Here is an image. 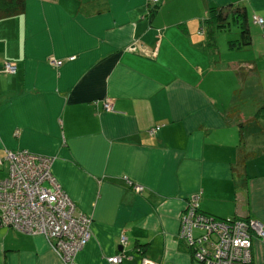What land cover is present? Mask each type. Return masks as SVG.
Masks as SVG:
<instances>
[{"label":"crops","instance_id":"crops-1","mask_svg":"<svg viewBox=\"0 0 264 264\" xmlns=\"http://www.w3.org/2000/svg\"><path fill=\"white\" fill-rule=\"evenodd\" d=\"M147 1L25 0L22 13L0 18V157L19 148L51 157L54 177L90 219L72 264H202L178 237L193 193L210 215L264 227V130L247 141L246 114L226 112L234 98L264 101L236 92L262 83L264 0H157L151 17ZM211 6L226 11L222 28L204 20ZM241 148L255 151L242 171ZM251 246V263L264 264V240ZM0 264L64 263L43 235L2 225Z\"/></svg>","mask_w":264,"mask_h":264},{"label":"built area","instance_id":"built-area-1","mask_svg":"<svg viewBox=\"0 0 264 264\" xmlns=\"http://www.w3.org/2000/svg\"><path fill=\"white\" fill-rule=\"evenodd\" d=\"M251 20L262 23L257 14H252ZM61 61L47 57V62L54 66ZM3 69L12 71L14 65L5 62ZM103 107L112 108L108 100L103 101ZM155 128L157 125L149 132ZM2 161L7 164V173L0 178V226L28 233L38 231L50 240L64 264H72L76 249L88 240L90 219L75 209L73 200L54 177L51 157L23 148L6 149L0 157ZM135 188L140 189L138 185ZM198 199L199 193L189 195L183 207L186 210L179 216L178 237L191 257L203 264H251L252 239L264 240L262 222L252 217H215L198 212ZM125 242V236L120 235L119 244ZM120 254L108 256V261L117 262ZM141 264L154 263L142 259Z\"/></svg>","mask_w":264,"mask_h":264},{"label":"trees","instance_id":"trees-1","mask_svg":"<svg viewBox=\"0 0 264 264\" xmlns=\"http://www.w3.org/2000/svg\"><path fill=\"white\" fill-rule=\"evenodd\" d=\"M24 7H25V0H0V18H5V17L16 15V14H20L23 12ZM156 7H157L156 3H151L149 0L147 1V16L148 17H151L153 15V13L156 10ZM238 9H239L238 6H236L234 12L239 11ZM225 12L226 11L221 7L218 8V7H212L211 6L208 8L207 15L204 18V20L206 22H209V23H211L213 21L216 24L217 28H222L225 25V21L227 20V18H225ZM234 16L235 17L240 16V20H238L239 25L241 26L240 37L249 39V32H248V30L245 26V22H244L245 21L244 13L241 14L240 12H236V13H234ZM236 40L237 39H229L228 43L231 45V44H233V41H236ZM226 112L228 115H232V114L236 115L237 109L236 108H234V109L230 108ZM263 113H264V101L261 102V104L256 108L253 115H251L248 118L241 119L239 121V126L244 127L249 122L259 121V118L262 117ZM262 151H264V147L262 148ZM238 152H239V154H238V158H237V165L239 166V168L242 171L246 158L253 156L255 154V151H243V149L241 148V149H239ZM6 166H7V164H6ZM215 217H217V216H215ZM230 217L241 218L240 216H230ZM242 218H247V217H242ZM184 247L187 250V252L190 253L189 249H187V247L185 245H184ZM195 261H197V260H195ZM198 262H200V261H198ZM200 263H202V262H200Z\"/></svg>","mask_w":264,"mask_h":264},{"label":"rangeland","instance_id":"rangeland-1","mask_svg":"<svg viewBox=\"0 0 264 264\" xmlns=\"http://www.w3.org/2000/svg\"><path fill=\"white\" fill-rule=\"evenodd\" d=\"M221 33V32H220ZM249 76L252 74V72H249L248 73ZM251 76H254L253 74ZM261 84H258L256 83V79H254L255 82H248V88L247 90H244V89H239L237 90L236 92L237 93H245L247 91V94L248 96H251L253 93H257V94H260L262 95L264 93V74H261ZM251 79V78H249ZM253 81V80H252ZM234 102V106H232V108H238L240 110H242L247 117L251 116L254 114L256 108L261 104V101H258V102H252L249 100V97L247 98V101H243V100H238L236 98H234V100L232 101ZM257 105V106H256ZM246 117V118H247ZM262 130H264V116L259 118V122H254V123H251L249 125H246L245 128H244V136H245V139L247 141L249 140H256V136L255 134L256 133H259L258 135L261 134ZM138 188H140V186L138 185ZM184 210H186L185 208L182 209L181 212H183ZM198 212H202V213H205V214H208L206 213L205 211H203L202 209L198 208L196 209ZM89 226H90V221H89ZM14 229H18V228H14ZM38 231H35L34 233H29V234H40V233H36ZM28 233V232H26ZM42 235V234H41ZM44 236V235H43ZM90 236V229H89V235ZM125 236V235H124ZM45 237V236H44ZM46 239H48L47 237H45ZM89 238V237H88ZM119 239H120V236H119ZM125 240L127 241L126 239V236H125ZM50 241V240H49ZM126 243V242H125ZM124 243V244H125ZM51 247L53 248L52 244L50 243ZM84 244H81L75 251L74 255L72 256V258L74 259V256L76 254V252L83 246ZM53 250L57 253V255L61 258L62 260V256L59 255V253L53 248ZM108 256L111 257L112 255H107L105 257L106 261H108ZM63 261V260H62ZM64 263V262H63ZM72 263H73V260H72ZM110 263H113V262H110Z\"/></svg>","mask_w":264,"mask_h":264},{"label":"water","instance_id":"water-1","mask_svg":"<svg viewBox=\"0 0 264 264\" xmlns=\"http://www.w3.org/2000/svg\"><path fill=\"white\" fill-rule=\"evenodd\" d=\"M119 247H121V246L119 245Z\"/></svg>","mask_w":264,"mask_h":264}]
</instances>
